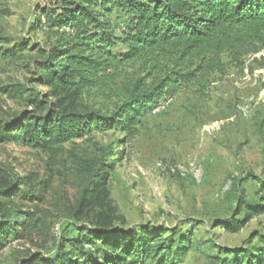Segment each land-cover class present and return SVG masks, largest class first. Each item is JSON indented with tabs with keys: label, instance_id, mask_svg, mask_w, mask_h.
Returning <instances> with one entry per match:
<instances>
[{
	"label": "trees",
	"instance_id": "1",
	"mask_svg": "<svg viewBox=\"0 0 264 264\" xmlns=\"http://www.w3.org/2000/svg\"><path fill=\"white\" fill-rule=\"evenodd\" d=\"M35 22L53 40L50 47L37 48L24 40L0 53L17 60L36 50L41 58L34 60L32 81L52 92L66 90L74 98L102 89L107 72L131 71L114 92L117 104L108 115L77 108L73 101L64 104L67 97H60L57 107L44 113L23 111L0 122V142L15 140L51 157L65 144L95 132L117 129L134 136L143 116L161 101L185 89L203 95L216 74L226 73L228 63L243 68L247 56L264 52V0H52L38 6ZM0 90L11 98L23 93V88ZM31 100L38 108L44 106ZM109 155L76 158V216L95 211L98 199L108 197L106 184L115 165ZM43 187L0 163V245L11 235L23 238L25 230L40 223L36 211H24L16 200H39ZM237 200L236 216L245 209L243 219L216 220L232 232L264 212V185L257 202ZM125 222L106 201L95 221L77 225V235L62 236L53 253L25 264H177L191 250L192 232L178 226L147 223L126 230ZM254 238L256 243L251 240L237 249L213 245L222 256L220 264H264V234L257 232ZM68 244L72 249H66Z\"/></svg>",
	"mask_w": 264,
	"mask_h": 264
},
{
	"label": "rangeland",
	"instance_id": "2",
	"mask_svg": "<svg viewBox=\"0 0 264 264\" xmlns=\"http://www.w3.org/2000/svg\"><path fill=\"white\" fill-rule=\"evenodd\" d=\"M51 1L0 0V49L24 40L37 48L50 47L53 40L36 24L35 15L38 6ZM40 58L36 50L23 52L17 60L0 53V89L23 88L12 98L0 90V122L23 111L44 113L69 95L32 81L34 60ZM130 73L107 72L102 89L63 102L108 115L117 104L114 92ZM214 78L203 95L185 89L161 101L143 116L134 136L117 129L95 132L65 144L54 157L15 140L0 142V163L44 185L39 200H16L24 211H36L40 223L25 230L23 238L4 239L0 264H25L26 259L53 253L62 236L72 238L77 225L95 221L106 201L125 218L126 230L152 223L192 232L191 250L177 264H220L222 256L213 245L237 249L251 240L256 243L253 235L264 234V212L251 216L239 232L218 226L216 220L243 219L245 209L236 216L237 199L257 202L264 185V52L247 56L243 68L228 63L226 73ZM31 99L44 106L38 108ZM109 153L115 165L106 184L108 197L98 199L95 211L76 216V158Z\"/></svg>",
	"mask_w": 264,
	"mask_h": 264
}]
</instances>
